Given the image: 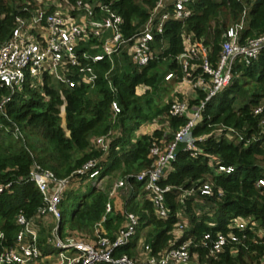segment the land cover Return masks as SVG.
I'll return each instance as SVG.
<instances>
[{
  "label": "trees",
  "instance_id": "1",
  "mask_svg": "<svg viewBox=\"0 0 264 264\" xmlns=\"http://www.w3.org/2000/svg\"><path fill=\"white\" fill-rule=\"evenodd\" d=\"M100 1L111 2L123 16L126 35L146 23L158 2ZM33 5L34 0H0V44L10 37L19 17H30ZM243 6L239 0H191L187 4L192 10L189 17L169 19L163 31L156 33L153 46L157 57L153 61L141 69L133 64L129 70L120 72L117 68L112 76L116 92L105 78L104 68L93 89L86 84L70 88L47 76L44 86L35 89L26 84L13 95L5 107L8 117L0 111L3 125L0 127V183L13 181L11 189L0 194V229L4 234L0 238V250L11 245L20 230L16 221L18 213L23 210L31 217L43 205L38 187L28 180L34 162L59 178H73L71 184L86 178L77 171L95 158L100 159L101 176L125 177L152 166L154 144L173 142L175 133L188 120L184 116H169L173 98L159 106L150 96L160 91V98L167 94L165 83L178 87L182 81L184 73L177 57L185 50L183 34L203 40L216 63L223 33L238 18ZM249 19L246 36L264 33V0L252 4ZM164 41H167L165 48ZM170 71L176 73V78L167 81L165 76ZM193 73L203 74L200 62ZM9 93L8 88L0 86V101ZM205 97V91L198 88L189 101L190 106L199 104ZM113 100L121 106L115 119ZM239 100L245 103L237 106ZM263 102L264 51L249 63L236 61L230 84L207 103L193 129L199 150L194 153L185 143L179 144L176 159L159 181L161 186L169 188L165 194L167 217L157 214L144 183L133 176L125 188L111 197L113 208L106 217V204L114 183L109 187L108 182L103 189L92 185L83 194H76L70 213L62 211L60 234L94 236L97 224L103 222L106 234L115 238L131 213L137 217L135 234L127 245L114 251L115 257L136 256L142 232L150 228L146 242L141 245L143 251L145 245L150 246L152 257L160 258L170 249L193 240L189 246L190 260L184 264H264L259 259L264 255V236H259L264 233V186L258 185L259 179L264 178V107L257 112ZM154 121L168 122V126L138 134L143 125ZM15 123L20 126L23 137L14 134ZM110 131L113 132L110 148L103 153L93 140ZM219 165L234 170L219 172ZM206 182L213 186L211 196L201 193ZM235 218L246 222L244 230L230 228ZM179 225L183 227L180 229ZM51 227L41 229V247L45 253L55 251L46 245ZM177 229L181 231L178 237ZM230 231L242 239L240 244H229L223 252L211 255L210 244L204 243L205 233L214 238L218 232Z\"/></svg>",
  "mask_w": 264,
  "mask_h": 264
},
{
  "label": "built area",
  "instance_id": "2",
  "mask_svg": "<svg viewBox=\"0 0 264 264\" xmlns=\"http://www.w3.org/2000/svg\"><path fill=\"white\" fill-rule=\"evenodd\" d=\"M191 0H158L151 10L146 23L131 35L124 31V18L112 6V3L100 0H34L30 17H19L10 37L0 44V86L6 87L10 93L0 101V111L6 117L5 107L12 100L13 95L24 85L40 88L45 84V77H50L56 83L75 87L86 84L95 88L100 77V71L106 68L105 78L111 89L116 92L112 76L117 72L121 58H131L132 64L139 69L148 65L157 55L153 46L156 33H161L169 19L185 20L192 14L187 7ZM243 3V10L238 18L231 22L223 33L222 49L218 60L214 63L210 57V47L203 40H194L189 33L183 34L184 52L177 57L182 65L184 83L193 84L195 88H202L206 97L199 104L190 106L189 101L174 100L169 109V116L187 117V123L176 133L170 144H154L151 155L154 157L152 166L138 174H129L118 178L109 192L105 217L113 208L111 197L120 189L126 187L128 179L135 176L142 181L149 198L154 202L157 214L165 218L168 210L165 194L168 187L159 184L170 163L177 157V148L185 143L186 148L194 153L199 150L197 138L193 129L201 117L207 103L223 88L228 86L234 76L236 61L247 63L259 58L264 51V33L257 36H246L249 27V12L252 4L257 0H239ZM247 2V3H246ZM200 62L203 74H194L193 69ZM41 77V82L38 81ZM176 78V73L170 71L165 80ZM264 107L263 104L257 112ZM114 119L121 112L117 100L112 102ZM3 125L0 123V127ZM14 134L23 137L20 126L14 124ZM145 126V125H143ZM167 127L168 122L154 121L146 124L149 131ZM141 129V128H140ZM113 132L94 138L95 147L106 153L111 144ZM100 159H91L77 174L93 180V185L103 189L102 185L107 176H101L98 166ZM233 167L218 166L219 172L231 173ZM73 179V178H72ZM71 177L59 178L51 170L43 168L34 162L29 181L35 183L42 198L43 205L37 214L28 217L21 210L17 215L20 230L11 245H5L0 250V264H184L190 260L189 246L193 240L184 242L180 247L170 249L160 258L150 255V246L145 245V259L136 256H114V251L127 245L135 234L137 217L128 214L125 225L112 238L103 229V222L97 224L94 237L88 238L77 235L63 237L60 234L62 219V204L66 190L71 186ZM258 185L264 186V178L259 179ZM13 181L0 183V194L9 191ZM203 195H213V186L206 182L201 187ZM103 218V221L105 220ZM41 223L51 224L48 244L58 250L45 253L41 247ZM180 229L183 225H179ZM246 222L235 218L230 228L244 230ZM178 230V229H177ZM176 230V231H177ZM245 237V234L242 235ZM4 237L0 229V238ZM205 245L210 244L211 255H217L225 250L229 244H240L242 241L234 232L227 234L218 232L214 238L210 233L204 235Z\"/></svg>",
  "mask_w": 264,
  "mask_h": 264
},
{
  "label": "rangeland",
  "instance_id": "3",
  "mask_svg": "<svg viewBox=\"0 0 264 264\" xmlns=\"http://www.w3.org/2000/svg\"><path fill=\"white\" fill-rule=\"evenodd\" d=\"M160 46V45H159ZM159 46L157 45V49H159ZM162 46L165 48L167 46V41H164L162 43ZM122 60V61H121ZM119 61H121L120 65H119V71H125V70H129L131 65H132V59L131 58H121L119 57ZM38 81L41 82V77H38ZM168 91H167V94L164 93L162 95V97L159 98V93H162V92H157V93H151L150 96L153 97L154 99V103L161 106L163 105V103L169 101L171 98H173L174 100H186L187 102L190 101L191 99H193L195 97L194 94H196L198 88H195L193 87V84H187V83H184L183 85H181L182 87L179 89V86L177 87V85L173 84V83H169L168 85L165 83L164 84ZM189 93V95H186V94ZM248 95L245 96L246 100L248 99ZM245 102H242L241 100H239L237 102V106H240L242 104H244ZM150 133V132H148ZM118 178H122L121 176H119L118 174H113L112 175H108L102 185H104V188H106V185L109 183V187L113 185V183L118 179ZM92 185H93V180L90 179V178H85L83 181L79 182V181H76L75 183L71 184L70 188L68 190H66V199H64V202L60 205V209L61 211H64L66 212V214L68 215L73 207V204H74V200L76 199L75 198V195L76 194H83L84 192L88 191L89 189L92 188ZM124 191V190H123ZM69 193H71V196H67ZM123 195L122 192H120V196ZM42 226H44V229H46V227H48L47 225L43 224L42 223ZM49 226H51V224H49ZM104 229V228H103ZM150 232V228H146L142 233H143V239L141 241V244L145 241L146 238H148V234ZM176 232V236H180L181 235V231L180 229H178ZM180 233V234H179ZM42 234V233H41ZM77 234V233H75ZM77 236H80L81 235H77ZM259 236L260 237H263L264 236V233L261 232L259 233ZM83 237H86V236H83ZM94 236L92 235H89L88 238H93ZM140 244V247L137 248L138 252H137V255L136 257L139 258V260H144L145 259V254L143 253V248H142V245ZM234 251H236L234 249ZM57 252L58 250L55 249V251L53 252V254L56 256L57 255ZM253 256H256V254H253ZM262 263H264V255L262 257L259 258Z\"/></svg>",
  "mask_w": 264,
  "mask_h": 264
},
{
  "label": "crops",
  "instance_id": "4",
  "mask_svg": "<svg viewBox=\"0 0 264 264\" xmlns=\"http://www.w3.org/2000/svg\"><path fill=\"white\" fill-rule=\"evenodd\" d=\"M184 94H186V93H184ZM186 95H189V93L186 94ZM194 95H195V94H194ZM143 127H144V128H147L146 125H145V126H142L141 129L138 131V134H145V133L151 132V131H149L148 129H144ZM41 226H42V223H41ZM46 245H50V244L46 243ZM50 246H51V245H50ZM44 247H46V246H44Z\"/></svg>",
  "mask_w": 264,
  "mask_h": 264
}]
</instances>
